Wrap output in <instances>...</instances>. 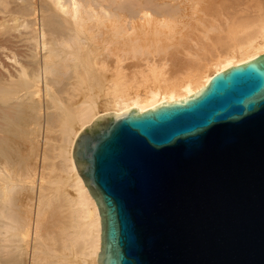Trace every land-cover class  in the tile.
<instances>
[{
  "label": "bare ground",
  "instance_id": "bare-ground-1",
  "mask_svg": "<svg viewBox=\"0 0 264 264\" xmlns=\"http://www.w3.org/2000/svg\"><path fill=\"white\" fill-rule=\"evenodd\" d=\"M40 1L3 11L9 30L27 32L31 61L14 58L16 73L0 78V264H98L78 134L101 114L186 98L263 54L264 0Z\"/></svg>",
  "mask_w": 264,
  "mask_h": 264
},
{
  "label": "water",
  "instance_id": "water-1",
  "mask_svg": "<svg viewBox=\"0 0 264 264\" xmlns=\"http://www.w3.org/2000/svg\"><path fill=\"white\" fill-rule=\"evenodd\" d=\"M72 157L98 264H264V53L186 98L101 114Z\"/></svg>",
  "mask_w": 264,
  "mask_h": 264
},
{
  "label": "rangeland",
  "instance_id": "rangeland-1",
  "mask_svg": "<svg viewBox=\"0 0 264 264\" xmlns=\"http://www.w3.org/2000/svg\"><path fill=\"white\" fill-rule=\"evenodd\" d=\"M2 1H4V0H2ZM28 1H31V3L34 2L35 3V6L37 5V7H36L37 10H40V7H41V1L40 0H35V1L34 0H28ZM38 1L40 2V5H39V2ZM22 2H23V0L22 1L21 0H5L4 3L5 4H8V6H9L8 9H6L8 6L5 9L6 10H9L10 9L9 11L10 12L11 11L13 12V11H15L17 9V7H19L20 3H22ZM26 3H27V0H26ZM5 4H3V5H5ZM1 5L2 4H0V7H2ZM3 8H4V6L2 8H0V23L3 22V23H6V24H9V25H8V27H7V25H6V27H4L5 25L3 23L0 24V26L2 27V28L0 27V78L6 79L8 72H11V73H14L15 74L16 73L15 72L16 71V68H18V67H16V66H18V64L14 62V58L16 60H18L19 62H21L23 64H26V63H28V62L31 61V60H27V59H31L29 57L30 56L29 53L31 52V50H30V47L28 48V46H29L28 44L29 43L25 42V40H24L25 39V36L27 35V32L24 31V29H22V31H21V28L22 27H20V26L19 27H16L15 29H12L13 31L12 30H9V29L12 28V27H10V25H12V22H11V20H9V16L11 17V15H10L11 13L9 14L8 13L9 11H7L4 14L5 9H3ZM29 18H31V20H32V16L29 17ZM6 21H8V22H6ZM2 25H4V26H2ZM17 28H19L20 30L17 29ZM16 29L19 30V31H21V33H19V31H17ZM23 34H25V35H23ZM132 60L130 59L129 60L130 62L127 61V63H133L134 61H136V58H134ZM4 66H6V67H4ZM43 96H42V99L44 98ZM44 100H45V98L43 99V101ZM22 110L24 111V114H25V111L26 110L25 109H22ZM20 112L23 114V112L21 110H20ZM21 113H19V115H21ZM12 257L14 259V256L13 255L7 256L5 258V261H6L5 264H12V262H11V261H13V259H11Z\"/></svg>",
  "mask_w": 264,
  "mask_h": 264
}]
</instances>
